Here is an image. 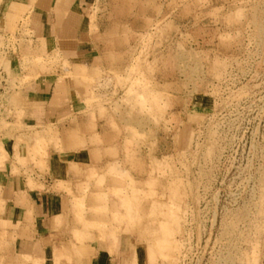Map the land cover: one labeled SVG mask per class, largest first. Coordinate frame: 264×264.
<instances>
[{"label":"rangeland","instance_id":"obj_1","mask_svg":"<svg viewBox=\"0 0 264 264\" xmlns=\"http://www.w3.org/2000/svg\"><path fill=\"white\" fill-rule=\"evenodd\" d=\"M90 12L92 33L107 24L97 67L35 37L28 7L9 15L22 36L0 168L30 177L51 148L113 145L70 192L76 243L123 239L146 264H264V0H96ZM51 77L68 81L79 109L34 124L24 92ZM78 119L82 137L59 129ZM69 248L55 263H73L58 260Z\"/></svg>","mask_w":264,"mask_h":264},{"label":"crops","instance_id":"obj_2","mask_svg":"<svg viewBox=\"0 0 264 264\" xmlns=\"http://www.w3.org/2000/svg\"><path fill=\"white\" fill-rule=\"evenodd\" d=\"M95 1L0 0V31L7 32L10 28L9 15L13 11L28 7L33 13L30 27L35 37L59 50L71 64L97 67L106 51L99 38L107 24L105 19H97L98 33L91 32L89 16ZM23 98L27 120L34 124L45 123L47 119L58 124L59 118L73 115L79 109L77 93L68 81L59 82L54 77L31 83ZM84 125L85 120L78 119L74 123L65 122L59 129L61 132L76 129L79 134L78 129ZM71 145L51 148L43 173L35 170L30 177L21 170L13 173L11 161L0 168V264H57L55 252L63 245L71 248L58 260H73L71 264H127L128 258L135 260V264H146L137 252L134 256L130 253L123 239L117 238L112 248L101 240L76 243L72 239L70 192L75 193L79 184L96 177L91 174L110 161L108 153L114 152V147L95 146L86 140ZM12 147L10 143L4 146L7 155Z\"/></svg>","mask_w":264,"mask_h":264},{"label":"built area","instance_id":"obj_3","mask_svg":"<svg viewBox=\"0 0 264 264\" xmlns=\"http://www.w3.org/2000/svg\"><path fill=\"white\" fill-rule=\"evenodd\" d=\"M21 36L20 29L14 33L0 31V117L4 118L12 114L7 99L14 68L20 70L18 45Z\"/></svg>","mask_w":264,"mask_h":264},{"label":"bare ground","instance_id":"obj_4","mask_svg":"<svg viewBox=\"0 0 264 264\" xmlns=\"http://www.w3.org/2000/svg\"><path fill=\"white\" fill-rule=\"evenodd\" d=\"M67 134H68V133H67ZM70 136H71V135H68V138H69V139H70ZM72 139L74 140V138H72ZM103 196H104V195H103ZM100 199H101V198H100ZM66 246H67V245H66ZM66 246H65V245H63L61 248H64V247H66ZM150 247H151V248H150V250H149V251L151 252V249H154V248H152V246H151V245H150ZM154 247H155V246H154ZM61 248H60V249H61ZM148 248H149V247H148ZM67 249H68V248H67ZM60 252H62V251H60ZM151 256H152V255H151ZM151 256H150V255H149V256H147V260H148V258H149V262H148V263H149V264H157V261H155V260H154V259H156V260H157V258H155V257H154V255H153V257H152V258H154V259H153V261H151V259H152V258H151ZM156 257H157V256H156ZM163 257H164V256H163ZM135 263H136V262H134V264H135ZM170 263H171V262H170Z\"/></svg>","mask_w":264,"mask_h":264}]
</instances>
